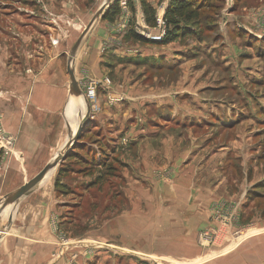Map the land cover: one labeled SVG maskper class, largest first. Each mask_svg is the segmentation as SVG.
Returning <instances> with one entry per match:
<instances>
[{
	"label": "rangeland",
	"instance_id": "rangeland-1",
	"mask_svg": "<svg viewBox=\"0 0 264 264\" xmlns=\"http://www.w3.org/2000/svg\"><path fill=\"white\" fill-rule=\"evenodd\" d=\"M116 1L112 0L111 5ZM169 1L147 0L155 8L156 17L158 12H161V5L165 4L167 8ZM105 2L106 0H86L93 17ZM118 2L121 14L116 20L122 21L126 28L120 34L117 33L119 38L116 42V49L114 46L104 45L99 51V61L106 70L103 79H95L91 66L86 62L82 63L81 55L84 57L82 53L87 38L83 41L75 58L73 69L79 78L78 82L82 92L77 100L70 91L67 66L73 47L89 23L83 25L79 37L71 43H61L65 42L61 40L62 37L55 40L50 39V43H37L34 47L33 43L26 42H30V36L34 35L38 40L40 32L32 31L31 34L28 30L26 33H20L24 43H12L15 38L14 33L17 32V23L13 18L7 19L1 16L4 13L16 11V8L6 6L4 4L6 2L0 0V72L5 73L10 68L13 69L14 75L17 74V80L13 84V89H15L12 98L13 105L18 106L21 112L26 114L24 109L29 104V107L36 111L34 114L38 119L39 108L43 109L42 106L49 108V97H52L53 101H58L61 97L64 99L66 94L68 99L67 104L58 114V118L56 119L54 113L48 119L45 117L46 121L42 122V130L36 134L38 141L48 140L47 134L51 128L52 136L57 129L61 137L56 143L19 144V134H13L14 136L9 134L5 128L4 119L0 115L4 130L15 138L11 154L5 155L0 152V177L3 183L6 180V186L8 181L12 180L9 174L12 160L20 164L23 169L22 173H24L18 175V186L29 182L42 170L52 165L58 154L74 140L80 127L78 123L84 119L81 138L68 157L73 160H66L48 171L45 177L23 197L29 196L39 185L50 181L51 184L55 183L54 193L59 196L58 199L67 201L69 207H72L69 209L73 210L67 212L64 227L67 240H59L61 245L57 247L54 258L63 259L66 264H178V262H185L180 264H203L213 258L215 255L213 251L220 247L246 248L245 245L248 243V248L252 249L251 238L256 233L251 228L254 225L252 222L254 219H257L256 223L264 220V41H259L261 38L255 37L244 38L243 42H239L238 32L231 29L230 22L227 24L226 21V15L234 12L233 0H223V5L218 3L222 6L220 12L215 9H206L202 12L200 24H183L185 36L178 38L174 43L167 46L139 43L132 41L128 36L130 31L135 29L138 15L142 12L139 0H118ZM124 2L127 4L125 7L122 6ZM260 3L257 7L261 5L263 7L264 0H260ZM82 7L84 5L81 1ZM250 7L252 6L248 5V8ZM18 17L17 15L14 19L18 21ZM20 19L22 22L26 21L25 17ZM44 20L48 21V18L44 17ZM41 25L43 26L42 23ZM38 27L41 29L40 26ZM210 29L212 32H209ZM65 33L66 31L62 30L60 34L64 36ZM217 37L221 43H214ZM222 41H227V43H222ZM59 48V52L56 50L60 53V61L57 63L47 65L42 61L33 60L38 55H53L54 50ZM11 57H16V60H12ZM60 75L66 79L67 90L62 88L63 81ZM5 77L2 79L3 82L0 80V93L7 89L5 84L6 82L8 84L9 79ZM92 80L98 83L101 81L102 85L108 86V91L112 93L126 94L132 89H163L169 90L168 94L171 96V89L173 90L172 96L178 100L181 107L180 109L176 108L177 106L168 107L165 104L148 100L140 107L145 113H142L144 122L153 119L150 123L141 124L142 120L131 117L129 124L126 125L118 121L98 125L93 122L96 121L102 109L95 119H92L85 91L87 83ZM2 85H4V91L1 89ZM111 100L109 102L114 104L113 100L118 99L112 98ZM77 104L83 107V112H81L85 118H82L83 116L78 118L75 110ZM127 106L125 102L123 108L127 109ZM50 107L53 109L54 105ZM70 107L72 115L67 111ZM191 109L194 110L191 111ZM130 123H136L134 126L136 130L145 128L159 134L162 133V136H168L170 133L184 136L189 130L193 137L211 140L206 144L203 141L195 145L197 148L193 151V153H198V150L199 152L204 151L202 157L197 160L199 164L197 169L202 168L205 174L204 183L199 181L198 177L200 183L196 181L195 188L192 186L194 175L188 173L190 175L188 185L191 184L192 191L195 189L197 192L211 188L212 190L217 189L220 200H217L215 208L212 209L213 215L209 223L201 231L194 229L195 225L189 226L192 236L188 246L192 254L188 255V261H186L187 256L174 259L175 257L168 252L162 254L173 244L172 239L166 237V234L169 235L173 231L172 226H175L172 211L176 210L177 206L161 196L163 192L173 195L171 186L174 179L178 178L179 170L182 169L180 166L174 169L173 163L163 166L166 168H156L161 165L157 159H153L150 163L157 164V166H154L155 168L149 175L133 177L136 182L144 185L148 192V195H141L139 191L131 194L132 202L139 201L141 196L144 199L141 201L145 204L143 208L135 211V207H131L133 221L143 222L142 229L140 228L137 233H143L144 237L135 236L132 239L123 237L126 230L120 218L125 216L124 212L128 211L127 208L130 209V204L124 194L125 174L133 171V164L136 162V159L131 158V160L128 156V153L132 155V151H135V146L132 145L134 132L130 134L126 131V129H133ZM241 124L245 126L243 130H247L245 134L248 133V137L252 138V142L248 141V144L243 145L245 159L236 158L233 150L224 162L225 164H221L219 158L220 152L223 151L221 146L228 147L236 140L238 136L236 128ZM59 126L61 129L58 128ZM142 138L149 140L150 137L146 135ZM177 138L183 140V138ZM82 140L90 145L98 141H109L110 149L105 148L103 151L104 145H101V150L98 151H103L104 155L106 153L107 158L92 160V157H87V160H84L78 152L83 150L84 152L81 153L84 156V153L89 150L87 151L88 144H82ZM151 144L153 152L160 150L157 140L154 139ZM174 149L176 152L180 149L186 154L187 151L189 152V145L183 144L171 150L174 151ZM109 150L112 152L118 150L127 155L125 158L119 155L113 157ZM250 150L256 151L258 153L256 155L263 157V162H258L261 167L259 166L260 173L256 178L255 171L257 170L254 164H257V159L247 158L252 153ZM23 153L25 155L30 153L26 156L33 158L25 160L22 158ZM81 160L86 161V165H82ZM73 162L75 165L71 166ZM78 167L81 168L78 170ZM146 182L149 183V187L146 186ZM200 187H202L201 190H198ZM12 194L13 192L0 203V207L7 203ZM146 196L147 199L153 196L155 200L152 201L154 202L146 201ZM233 196L237 200L231 202L225 200ZM242 201L249 204L245 209L247 213L243 212V206H240ZM73 203L76 204L73 205ZM253 203H255L254 208H250ZM10 207L13 208L14 205L11 204ZM56 221V219L53 220L55 223ZM65 248L67 251L64 250ZM211 249L213 250L212 255L209 254ZM193 257L195 259H192Z\"/></svg>",
	"mask_w": 264,
	"mask_h": 264
},
{
	"label": "crops",
	"instance_id": "crops-1",
	"mask_svg": "<svg viewBox=\"0 0 264 264\" xmlns=\"http://www.w3.org/2000/svg\"><path fill=\"white\" fill-rule=\"evenodd\" d=\"M6 6H11L16 8V11L4 13V16L8 19L13 18V20L17 23V32L14 33V37L12 43H24V40L21 39L20 33H26L27 30L31 33L40 32V38L37 40L36 36H30V42L26 43H33L34 47H36L37 43H50V39L55 40L56 38H62L61 43H71L77 37H79L84 24H88L92 21V10L87 7L86 0H81L84 7L81 8V1L79 0H4ZM263 1V0H261ZM150 2V1H149ZM168 4V2H167ZM261 4V3H260ZM86 5V6H85ZM258 8V9H257ZM7 11V10H5ZM4 12V11H3ZM44 13V14H43ZM11 15V16H9ZM19 16L20 18H26L25 22L18 17L14 19L15 16ZM44 17L48 18V21L44 20ZM227 24L230 22L232 28L238 32L239 42H243V40L249 38H261V41H264V4L263 7H250L248 6L242 7L236 12H232L226 15ZM14 23V22H13ZM43 24V26L41 25ZM22 25V26H21ZM40 26L41 29L38 27ZM122 21L115 20V22L110 23L104 21L103 19L100 20L93 31L85 38L86 41L84 42V49L83 53L84 57L81 55L82 63H87L91 66L92 74L94 75L95 79L98 80L103 79L105 76L106 70L103 66H101L100 59H99V51L104 45L114 46L116 49V42L119 38V35L122 30H125ZM7 27V26H6ZM20 27V28H19ZM22 29V30H21ZM6 32L7 29L4 28ZM9 30V29H8ZM13 30V29H12ZM19 30V31H18ZM65 30L66 33L62 36L61 31ZM116 32V33H115ZM118 33V34H117ZM32 34V33H31ZM82 35V34H81ZM36 40V41H35ZM219 39L217 38L214 43H219ZM238 42V41H237ZM221 43V42H220ZM222 43H227V41H222ZM126 44V43H124ZM60 51L59 49H55L53 55L44 56L38 55L33 58L35 62L42 61L47 65H51V63H57L60 61V53L56 52ZM57 53V54H56ZM19 54V53H17ZM19 56V55H18ZM42 57V59H41ZM12 60H16V57H11ZM10 60V59H9ZM8 62V61H7ZM29 62V61H26ZM248 62V61H247ZM48 67L49 66H45ZM93 67V68H92ZM7 68V67H6ZM90 69V68H89ZM13 69L8 68L5 73L0 72V80L5 78L9 79L8 84L7 80H5V92L0 93V115L4 119V125L6 130L9 134H19V144H34V143H56L60 140V131H57L52 136V128L49 131L48 140L40 139L39 141L36 139V134H39L43 128V123L49 116H52V113L55 114L56 119L58 118V114L62 111L63 107L67 104L68 99L65 94V98H59L58 101H53L52 97H49L48 104L49 108L42 106L43 109L39 108V118H36V115L32 108H30L29 104L24 109L26 114L21 112V109L18 106H14L13 103V84L14 81L17 80L16 75L12 73ZM68 72V71H67ZM49 75V74H48ZM77 76V74H76ZM61 81H63L62 88L65 89L67 87L66 79H64L63 75L59 76ZM77 79L78 76H77ZM98 88V97H99V104L102 109L101 113L96 118V121L93 123L100 124H110L111 122H120L121 124H129L128 121L131 117L139 118L142 120L141 124H145L146 122L150 123L151 121L144 122L142 117L141 107L145 102L148 100L155 101L161 104H165L168 107H176L180 109V105L178 100L174 98L173 90L170 89L171 96L168 94L169 90L163 89H155V90H148V89H132L125 93H112L108 91V86L102 85L101 81L99 82ZM11 85V86H10ZM4 85H2L1 89H3ZM12 87V88H11ZM60 88V90L62 89ZM62 89V90H63ZM67 90V88H66ZM4 91V89H3ZM56 92V91H55ZM112 98L120 99L121 101L114 102L111 104L109 100ZM155 98V99H154ZM130 99V100H129ZM108 100V102H107ZM129 100V103H128ZM163 101V102H162ZM47 102V101H45ZM128 104L127 109L123 108L124 103ZM142 104V106H141ZM54 108L51 109L50 106ZM78 106V107H77ZM75 106V110L77 112L78 118L83 116L85 118L83 112V107H79L77 104ZM141 106V107H140ZM18 108V109H17ZM147 109V108H146ZM190 110V109H189ZM194 109H191L193 111ZM68 113L72 115V108L70 107ZM82 111V112H81ZM44 113V114H43ZM49 113L50 115H48ZM68 114V115H69ZM38 116V115H37ZM84 120V119H83ZM83 120L81 123H83ZM148 120V118H147ZM89 122V121H88ZM140 123V122H139ZM80 122L78 123L79 126ZM133 129H126L127 132L133 134L134 132V139L132 140V145L135 146V151H132V155L128 153L130 159H136V162L133 164V171H128L125 176L126 187L124 190L125 198L128 200L130 204V209L127 208L128 211L124 212L125 216L123 215L122 221L120 218L121 224L124 225V232L123 237L125 239L135 238V236L139 238H143L144 234H138V230L142 229L141 221H133L131 215L133 212L131 207H135V211L140 208H143V204L141 201L144 199L141 198L139 201L132 202L131 194L136 191H139L141 195H148L146 192V187L144 185L139 184L134 180L133 177L138 176H147L152 172V169L157 166V164L150 163L151 160L157 159L160 167L157 166L156 168H166L163 167L164 165H171L174 164L172 167L176 169L177 166L182 167L181 171L179 170L178 178L174 179L173 185L171 186L173 189V195H169L170 193L163 192L161 195L165 197V200H170L173 205L177 206V209L172 211L173 217L175 218V226H172V232L167 235L166 237H170L173 242L172 247L167 249L166 251L162 252L165 254L166 252L170 253L171 256L176 258L179 257H188L192 253L189 251L188 244L191 243V234H190V225H195L194 229L200 230L204 228L210 221L212 217V209L215 208V204H217V200H220L218 190L208 189L203 192L192 191L191 184L188 185L190 182V175L193 174L192 179V186L196 188V181H198V177L200 178L199 181H203L205 174L202 172V168H198L197 160L199 157H202L204 151L198 153H193L199 143L206 144L210 139H204L203 137H193L191 131L187 130L184 136L172 135L171 133L168 136H162V133H158L155 131H149L145 128H140L138 130L135 129L136 123H130ZM128 126V125H127ZM244 124L238 125V136L233 143L230 145L224 146L222 145L219 154V158L221 159V164H225L224 162L227 161V157L231 155L230 152H233L236 158H244L243 156V145L248 144V141L252 142V138L248 137V133L245 134L247 130H243ZM248 127V126H247ZM246 127V128H247ZM58 128L61 129L59 126ZM138 128V127H137ZM59 129V130H60ZM232 131V130H230ZM165 132V131H164ZM59 133V134H58ZM57 134V136H56ZM241 134V135H240ZM245 134V135H244ZM13 135V136H14ZM148 136L149 140H144L143 136ZM155 135V136H152ZM157 140V143L160 145V150L152 151L153 146L151 142ZM183 138V140L177 138ZM84 139V138H83ZM146 139V138H145ZM204 139V140H203ZM82 144H88L87 141L82 140ZM110 142H99L88 144V152L83 153V150L78 152V155L82 156L84 160H87V157H92L93 159H106L107 157L104 155L103 151L105 148L110 149L109 147ZM183 144L189 145V152L183 153V151H177L176 148L171 150L173 147L179 146L181 147ZM103 146V151L98 152L100 146ZM242 145V146H241ZM241 146V148H240ZM102 148V147H101ZM170 148V149H169ZM110 151V150H109ZM252 150H250L251 152ZM98 152V153H97ZM111 156H120L125 158L126 155L121 153L120 151L112 152L110 151ZM24 154V153H23ZM30 153H27L28 155ZM258 154L256 151H252L250 156L247 158H254L257 159L256 163L254 164V168L257 170L255 171V178L259 175V161H262V156L256 155ZM24 156L22 158L29 159L33 157ZM26 156V157H25ZM19 158V157H17ZM196 158V159H195ZM131 159V160H132ZM67 160H73V158H68ZM65 162V161H64ZM82 165H86V161H82ZM201 162V161H200ZM263 162V161H262ZM180 163H182L180 165ZM74 166L75 163H72ZM80 164V162L78 163ZM244 164V162H243ZM19 167V168H17ZM261 167V166H260ZM19 163L12 160L11 169H10V176L12 177L11 181H8L6 184V180L3 183V179L0 177V203L5 200L6 197L10 193H14L17 189L22 187L18 186V175L24 174L22 173L23 169ZM76 168V167H74ZM78 167L77 169L79 170ZM180 169V168H179ZM21 170V171H18ZM164 170V169H162ZM264 172V171H263ZM189 173V174H188ZM38 175V174H37ZM9 176V178H10ZM49 177V176H48ZM262 177V176H261ZM8 178V179H9ZM141 178V177H140ZM198 181V182H199ZM256 182V181H254ZM164 184V182H162ZM200 183V182H199ZM26 184V183H25ZM149 183L146 182V186ZM149 187V186H148ZM151 187V186H150ZM169 187V185H168ZM166 188V187H165ZM202 187H200L201 190ZM55 183L46 181L43 184L39 185L29 196L20 200L17 205L14 207H10L8 205V201L4 206L0 207V264H66L65 260L63 259H56L55 252L57 247H60L59 240L66 239L67 235L65 233V222L67 221V212L72 207H69L67 201H62V199H58V195H55ZM205 192V193H204ZM143 193V194H142ZM171 196L170 198H168ZM149 197L146 201L155 200V198ZM158 197V196H157ZM222 200V198H221ZM225 200H237L235 196L227 197ZM154 202V201H152ZM219 202V201H218ZM76 204V203H75ZM73 203V205H75ZM134 204V205H132ZM248 203L245 201L241 202V207L243 206V212H246ZM214 205V206H213ZM255 203H253L250 208H254ZM191 208V209H190ZM13 209V210H12ZM191 210L192 212H190ZM188 211V213H187ZM247 213V212H246ZM189 214L188 216H186ZM57 220L56 223L53 220ZM13 221V222H12ZM257 219H254L251 226L257 233L251 238V248H248V243L245 245L246 248H236V249H229L224 246L215 249L209 250V254L212 255L211 251L215 252L213 258L209 259L208 262L203 264H264V220H260L256 223ZM256 223V224H255ZM58 225V226H57ZM134 227V228H133ZM9 228V230H8ZM167 231L168 229H163ZM195 231V230H194ZM261 231V232H260ZM140 232V231H139ZM67 240V239H66ZM179 246V247H178ZM62 248V246H61ZM228 249V250H227ZM62 250V249H61ZM67 251V249H64ZM197 255V254H196ZM201 255V254H199ZM58 257V256H57ZM186 257V261H188L189 257ZM184 259V258H182ZM192 259H195L193 257ZM185 263V262H178ZM188 264V263H187Z\"/></svg>",
	"mask_w": 264,
	"mask_h": 264
},
{
	"label": "trees",
	"instance_id": "trees-1",
	"mask_svg": "<svg viewBox=\"0 0 264 264\" xmlns=\"http://www.w3.org/2000/svg\"><path fill=\"white\" fill-rule=\"evenodd\" d=\"M139 2L141 4V10L144 15L147 26H149L150 28H155V8L151 6L147 2V0H139ZM218 3L223 5V0H170L165 10V20L168 25L167 35L161 42L155 44L159 46H167L169 44L174 43L178 38L185 36L183 31V24H200L201 15L204 10L215 9L219 12L222 10V6H219ZM259 3L260 0H233L234 12L238 11L242 7L248 5L256 6ZM120 11V3L117 0L108 8L103 20L110 23L115 22L116 18L119 17L121 14ZM209 32H212V29H210ZM128 36L132 41H137L139 43H154L146 40L144 37L137 34L134 29L130 31ZM259 41L261 40L259 39Z\"/></svg>",
	"mask_w": 264,
	"mask_h": 264
},
{
	"label": "water",
	"instance_id": "water-1",
	"mask_svg": "<svg viewBox=\"0 0 264 264\" xmlns=\"http://www.w3.org/2000/svg\"><path fill=\"white\" fill-rule=\"evenodd\" d=\"M111 2H112V0H106L104 5L95 14L92 21L89 23V25L87 26L85 31L82 33V35L80 36V38L78 39V41L76 42L75 46L72 49L71 56H70V59L68 61L67 70H68V74L70 77V91H71V94L74 96V98H76L77 100L81 96L82 92H81V88H80L77 76H76L75 71L73 69L75 58H76V56H77V54H78V52H79V50L83 44V41L85 40V38L93 31V29L95 28L97 23L104 18L105 13L107 12L108 8L111 5ZM79 126L80 127L78 130V133L75 136L74 140L64 149V151H62L61 153L58 154L54 163L52 165H50L49 167L45 168L44 170H42L38 175H36L33 179H31L29 182L24 184L22 187L17 189L9 198L8 205H11V204L17 205L20 202V200L25 195H27L45 177V175L47 174L48 171L57 167L62 162L66 161L68 159V157L70 156V153L74 150L76 144L79 142V140L81 138V130H82L81 129V127H82L81 121H80ZM8 230H9V228H8Z\"/></svg>",
	"mask_w": 264,
	"mask_h": 264
},
{
	"label": "built area",
	"instance_id": "built-area-1",
	"mask_svg": "<svg viewBox=\"0 0 264 264\" xmlns=\"http://www.w3.org/2000/svg\"><path fill=\"white\" fill-rule=\"evenodd\" d=\"M126 5L127 4L125 2L122 3V6L125 7ZM161 7H162L161 12L159 11L156 17V27L153 29L147 26L142 12L138 15V22L136 23L134 30L137 34L144 37L146 40L150 42L159 43L167 35L168 25L165 20L166 6L165 4H163L161 5ZM124 27L126 28V26ZM98 88H99V83L92 80L89 83H87L85 90L86 97L90 104V110L92 112L91 113L92 119H95V116H97L101 111V107L99 104V97H98ZM113 101L118 102V100H113ZM1 121L2 120L0 117V152L7 155L12 153V149L15 143V138L12 135L6 133V131L2 126Z\"/></svg>",
	"mask_w": 264,
	"mask_h": 264
}]
</instances>
